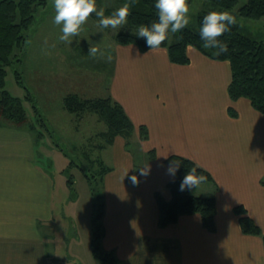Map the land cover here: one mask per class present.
Instances as JSON below:
<instances>
[{
    "label": "crops",
    "instance_id": "1",
    "mask_svg": "<svg viewBox=\"0 0 264 264\" xmlns=\"http://www.w3.org/2000/svg\"><path fill=\"white\" fill-rule=\"evenodd\" d=\"M137 49L115 46V64L100 93H73L85 99L111 97L134 126L130 137L118 136L112 145L102 134L107 129L101 132L104 144L97 152L115 149L116 168L102 155L94 157L111 168L102 182L103 251L113 253L120 264H264L263 239L244 234L233 210L245 208L264 235V116L249 100L230 98L227 61L212 60L189 47L190 63L179 65L170 61L166 48L145 53ZM141 126L147 128L146 140L140 137ZM131 142L140 147L141 160L147 157L143 163L135 161ZM36 143L27 128L0 122V264H99L93 238L90 251L85 247L84 252L79 235L58 242L49 234L54 201L64 196L55 193L54 174L39 165L38 158L44 156H39ZM152 151L156 158L149 161ZM171 156L187 158L212 175L218 189L199 183L189 193L215 196L216 232L206 231L198 214L159 226L156 195L167 203L172 200ZM137 170L140 184L132 187L126 178ZM89 194L87 214L93 216L90 187ZM78 199L69 203L75 205ZM61 247L71 252L72 261L60 257Z\"/></svg>",
    "mask_w": 264,
    "mask_h": 264
},
{
    "label": "rangeland",
    "instance_id": "2",
    "mask_svg": "<svg viewBox=\"0 0 264 264\" xmlns=\"http://www.w3.org/2000/svg\"><path fill=\"white\" fill-rule=\"evenodd\" d=\"M32 2V10H29L26 17L31 20L28 29L24 31L25 43L16 49V57L7 69L5 90L23 100L28 114L26 127L35 140L42 132V139L36 144L39 156L44 158H38L37 161L54 174L55 193L59 191L61 199L64 196L63 200L54 201L52 222L47 224L49 234L55 235L58 242L78 238L79 235L82 241L80 248L86 252L87 247L89 252L94 234V216L87 214L91 199L88 182L81 169L86 173L92 172L91 162L86 158L87 152L93 159L102 155L106 164L116 168V150L108 148L103 153L97 152L96 147L104 144L100 135L104 134L101 132L107 126L96 112L84 110L70 113L65 109L64 103L66 98L75 95L74 92L95 90L94 95H97L102 91V82L111 74L115 64V46L120 45L115 37L119 32L128 30V20L125 25L117 28L101 29L94 14L90 15L83 30L78 36L70 38L72 42L69 43L59 40L60 26L53 22V0ZM124 2L125 0H97L98 5L105 7L106 14ZM246 2L247 0H240L234 9L224 11L236 14L238 8ZM208 8L205 0H193L189 4L190 22L187 27H195L198 13ZM237 23L243 33L264 42V17L257 20L238 17ZM173 34L171 41L175 39ZM90 42L98 48L95 55L88 52ZM28 94L30 100L27 98ZM40 122L44 123L45 128L40 126ZM129 145L135 161L143 163L147 157L141 160L140 147L134 142ZM72 161L76 162V167H69L66 173L60 171ZM69 175L73 176L75 183L72 188L79 197L75 205L69 203L73 201L72 189L67 184ZM206 184L214 191L213 184ZM59 254L64 262L72 261V254L67 248L61 247Z\"/></svg>",
    "mask_w": 264,
    "mask_h": 264
},
{
    "label": "trees",
    "instance_id": "3",
    "mask_svg": "<svg viewBox=\"0 0 264 264\" xmlns=\"http://www.w3.org/2000/svg\"><path fill=\"white\" fill-rule=\"evenodd\" d=\"M208 9L198 13L196 26L185 27L171 35L162 43L159 48H166L169 59L174 64L187 65L190 59L187 54L189 47L199 51L204 56L219 61H227L230 64L232 81L228 92L232 100L245 98L250 101L252 107L264 116V42L259 41L243 33L241 26L236 24L230 26V30L225 32L221 39L227 43V51L219 55L214 54V49H206L202 46L199 37V27L202 17L211 10H232L240 0H205ZM193 0H188L191 4ZM32 0H0V122L13 124L17 128H25L28 124V114L24 107L23 100L12 96L6 87V77L8 67L16 57L15 51L25 43L24 31L28 29L29 21L27 14L32 10ZM236 18L260 19L264 17V0H247L246 4L238 8ZM156 9L154 0H130V12L128 17V30L119 32L115 39L120 45H135L141 53L148 51V45L143 37L136 36V28L140 24H148L156 19ZM27 98L30 100V94ZM65 109L70 113L84 110L96 112L107 126L104 133L106 144L112 145L118 136L130 137L134 126L126 115L123 107L111 97L103 99H85L78 95H72L65 99ZM36 110L35 107H33ZM234 115V114H232ZM44 127V123L40 122ZM27 128V127H26ZM28 129V128H27ZM41 133L36 138L40 141ZM140 137L142 140L148 139V131L144 126L140 127ZM100 147V145H99ZM97 148V147H96ZM86 158L91 162V171L84 172L93 197V227L94 234L92 240L93 256L99 264H120L113 253L103 251L101 240L103 238V226L101 220L104 216L105 203L102 194V182L104 176L111 171L105 166L101 159L91 160L89 152ZM156 158L155 152H149V161ZM178 161L179 168L175 172V179L168 184L172 193V200L167 203L160 194L156 195L160 210L159 226L166 227L174 224L181 216L198 214L201 216L202 226L209 233L216 232L215 216L217 213L215 196L197 197L189 193L188 188L180 189V183L188 170L195 168L196 175H203L205 180L201 184L211 183L218 189L212 175L205 169L197 166L193 161L180 156H171L167 162ZM76 162L72 161L70 167H76ZM139 170V169H138ZM131 173L127 176L126 182L132 187L140 184L139 172ZM67 170L65 171V173ZM136 176V182L130 177ZM68 185L72 189V199H77L73 176L69 175ZM264 184V183H263ZM235 215L239 220L242 232L246 235L260 236L264 241V235L257 224L250 218L247 211L242 206L235 207Z\"/></svg>",
    "mask_w": 264,
    "mask_h": 264
},
{
    "label": "clouds",
    "instance_id": "4",
    "mask_svg": "<svg viewBox=\"0 0 264 264\" xmlns=\"http://www.w3.org/2000/svg\"><path fill=\"white\" fill-rule=\"evenodd\" d=\"M54 16L53 22L60 26L61 35L59 40L71 43L72 37H76L83 30L85 22L90 15L97 18V23L104 28H117L127 23L130 12V0L112 9L106 14L103 5H98L97 0H53ZM157 18L148 24H140L136 28V36L143 37L148 45V51L159 48L171 33L185 28L190 22V9L188 0H154ZM237 18L234 14L224 10H211L203 17L199 27V37L202 46L206 49H214V54L219 55L227 51V43L222 35L230 30V26L236 24ZM88 52L95 55L98 48L90 42ZM137 53L140 50L137 49ZM178 161H171L168 166L170 174L175 175L179 168ZM195 168L188 170L183 176L180 189H192L205 180L206 177L195 174ZM130 179L136 182V176Z\"/></svg>",
    "mask_w": 264,
    "mask_h": 264
}]
</instances>
